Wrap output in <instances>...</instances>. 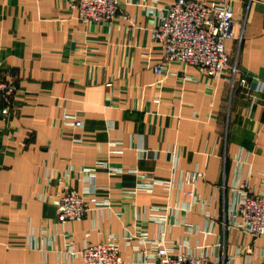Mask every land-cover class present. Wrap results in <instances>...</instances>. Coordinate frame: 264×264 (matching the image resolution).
I'll list each match as a JSON object with an SVG mask.
<instances>
[{
	"label": "crops",
	"instance_id": "crops-1",
	"mask_svg": "<svg viewBox=\"0 0 264 264\" xmlns=\"http://www.w3.org/2000/svg\"><path fill=\"white\" fill-rule=\"evenodd\" d=\"M118 1L131 20L102 24L78 20L67 0H0V76L16 89L0 113V264H79L68 247L108 237L120 264H136L141 231L217 264H264V235L231 218L238 185L264 192V0L230 3L237 39L225 47L245 85L179 63L157 75L150 31L171 0ZM64 114L82 125L63 127ZM99 163L124 170L97 167L84 218L59 223L41 195L61 191L60 175L80 191L78 170ZM185 171L203 177L181 187ZM143 173L175 177L177 188L134 192ZM153 208L171 209L164 225Z\"/></svg>",
	"mask_w": 264,
	"mask_h": 264
},
{
	"label": "built area",
	"instance_id": "built-area-1",
	"mask_svg": "<svg viewBox=\"0 0 264 264\" xmlns=\"http://www.w3.org/2000/svg\"><path fill=\"white\" fill-rule=\"evenodd\" d=\"M233 0H171L164 14L159 15L157 23L150 31L151 39L160 48L163 62L153 66L157 75H162L165 65L177 62L184 66H193L209 78H219L229 74L230 84L235 82L245 85V78L236 81L239 69L236 57H231L225 47L228 40H236L233 13L230 3ZM71 9L77 11L79 19L86 23L90 20L109 23L117 15V0H69ZM121 13V12H120ZM123 19L131 20L127 13L122 12ZM15 91L13 83L0 76V102L2 115L7 113V105ZM65 124L72 127L81 125V120L73 115H64ZM177 156H173L174 169H177ZM108 168L110 174L121 173L124 169L107 167L103 163L93 167H81L78 170L84 183L81 190L65 187L57 197L41 195L44 202L56 208V220L59 223L81 221L88 211L86 199L95 192V166ZM137 174L135 169H132ZM176 172V171H175ZM203 177L199 171L182 173L181 184L193 186ZM48 184V182H47ZM155 186L171 192L175 187V177L158 179L152 175L139 174L134 192L143 190L152 192ZM239 194L234 202L232 226L254 237L264 235V192L252 193L243 184L238 185ZM191 195V192H189ZM108 201L98 202L96 206L107 205ZM172 214L169 208H153L150 219L164 225ZM187 231H196L191 225H185ZM131 237L125 236L124 243L130 245ZM137 244L131 245L135 253L136 264H217L210 260L206 253L194 254L187 251L186 241L178 245L168 244L164 232L160 238L150 239L146 231L137 236ZM67 253L79 260V264H120V247L115 237L97 244L84 243L81 249L67 248Z\"/></svg>",
	"mask_w": 264,
	"mask_h": 264
},
{
	"label": "rangeland",
	"instance_id": "rangeland-1",
	"mask_svg": "<svg viewBox=\"0 0 264 264\" xmlns=\"http://www.w3.org/2000/svg\"><path fill=\"white\" fill-rule=\"evenodd\" d=\"M118 1V0H117ZM118 4H119V1H118ZM67 5H68V10L70 11V12H72V13H74L75 14V16H76V18L78 19V20H80L79 19V17H78V14H77V11L76 10H74V9H71L70 8V6H69V0H67ZM121 12V13H120ZM122 12H125V11H122L121 9H120V6H119V11H118V13H117V15L116 16H120L121 18H122V16H121V14H122ZM115 16V17H116ZM114 17V18H115ZM113 18V19H114ZM112 19V20H113ZM81 21V20H80ZM88 22H95V23H99V22H96V21H92V20H90V21H88ZM88 22H86V23H88ZM111 22V21H110ZM109 22V23H110ZM84 23V22H83ZM109 23H102V24H109ZM155 43V42H154ZM156 44V43H155ZM157 45V44H156ZM158 46V45H157ZM160 49V48H159ZM160 53H161V51H160ZM161 56H162V54H161ZM161 62H163V57H162V61ZM174 63H177V62H174ZM167 65V64H166ZM16 90V89H15ZM15 92V91H14ZM14 94V93H13ZM12 98V97H11ZM11 100V99H10ZM8 105H9V103H8ZM8 105H7V110H8ZM3 106V105H2ZM1 113V112H0ZM7 114V113H6ZM5 114V115H6ZM2 115V114H1ZM5 115H2V117H4ZM64 115H66V114H64ZM64 115H62V117H61V124H62V126L63 127H68V128H76V127H72L71 125H68V124H65L64 123V121H63V116ZM68 115H73V116H75L76 118H78L76 115H74V114H68ZM79 119V118H78ZM80 120V119H79ZM81 125H82V121H81ZM80 125V126H81ZM80 126H78V127H80ZM97 167H103V168H105L104 166H101V165H97V166H95V171H96V168ZM132 169H135V168H132ZM109 174H110V172H109ZM68 176L67 175H60V176H58V179H56L55 181H56V184L58 185V186H60V185H62V189H61V191L60 192H58V193H56V194H54V195H51L52 197H57V196H59V195H61L60 193L63 191V189H65V187H70V188H73V187H71L70 186V183H68ZM158 179H160V178H158ZM165 179H167V178H165ZM135 185H136V183H135ZM180 186L182 187H184L185 185H182V184H180ZM175 187L177 188V185H176V181H175ZM74 189V188H73ZM134 189H135V186H134ZM166 192H168V191H166ZM86 201H87V199H86ZM87 204H88V202H87ZM89 206V205H88ZM55 210H56V208H55ZM87 243H89V244H97V243H99V242H97V243H90L89 241H86ZM86 242H84V243H86ZM101 242V241H100ZM83 246V245H82ZM79 249H81V247L79 248Z\"/></svg>",
	"mask_w": 264,
	"mask_h": 264
}]
</instances>
